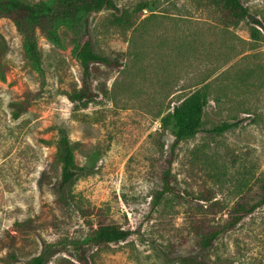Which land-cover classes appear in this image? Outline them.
<instances>
[{
  "label": "rangeland",
  "instance_id": "1",
  "mask_svg": "<svg viewBox=\"0 0 264 264\" xmlns=\"http://www.w3.org/2000/svg\"><path fill=\"white\" fill-rule=\"evenodd\" d=\"M114 1L131 14L130 26L102 9L59 22L57 43L35 28L43 83L22 33L0 16V264H26L41 253L44 264H81L75 241L88 264H177L165 253L192 247L193 220L220 221L264 175V0H241L248 14L236 26L223 25L210 0ZM86 34L94 51L117 61L92 64L86 81L94 97L82 107L68 94L82 85L74 50ZM205 82L200 129L171 159L174 192L152 207L172 138L160 117ZM26 97L14 117L13 103ZM234 120L221 133L209 131ZM58 128L79 168L62 194ZM94 219L130 233L97 248L86 242ZM206 259L264 264V205L225 229Z\"/></svg>",
  "mask_w": 264,
  "mask_h": 264
},
{
  "label": "trees",
  "instance_id": "2",
  "mask_svg": "<svg viewBox=\"0 0 264 264\" xmlns=\"http://www.w3.org/2000/svg\"><path fill=\"white\" fill-rule=\"evenodd\" d=\"M221 16V22L225 26H236L248 14L247 7L241 0H210ZM145 3L137 6L139 12ZM102 9H111L113 12L112 21L120 26H130L132 24L131 14L126 9L119 8L114 0H0V16L8 17L12 20L16 29L23 35V45L25 56L35 66L43 83V68L41 66V56L37 46L35 28L52 42L59 41L56 26L61 21L69 19L81 20L88 13ZM258 28L252 27L250 37L256 39ZM75 54L78 57L82 69V85L73 87L68 94L70 101L85 107L93 99L94 93L87 86L86 77L94 63H115L116 59L98 53L93 50L91 39L86 35L75 47ZM0 63V77L4 78V72ZM207 82L190 91L187 95L172 106V109L160 117V126L169 129L172 135L168 145L167 157L164 159L165 166L160 173V187L153 192L151 206H157L166 193L174 192L171 184L170 163L177 144L188 137L193 136L202 124L204 106L207 102ZM29 98L13 103L15 109L13 116L17 117L21 111L27 107ZM238 121H222L209 129L210 132L221 133L233 126ZM56 160L59 164L58 192L67 193L70 191L78 166L74 161L73 147L68 140L65 129L58 128L56 140ZM176 195L178 193H175ZM70 195V193L68 194ZM61 199L63 196L60 197ZM204 199V198H202ZM217 204V202H213ZM264 205V175L254 179L233 203L225 210L220 221H204L194 219L192 222L193 245L185 253H165L168 261L176 260L177 264H230L225 260L209 261L206 254L213 242L227 228L233 227L247 214L254 211L259 206ZM88 235L86 242L97 248L109 245L124 239L129 235L130 230L122 227L114 221L104 219L87 220ZM74 245L79 250L78 260L81 264H88L84 254L80 251L82 242L75 241ZM49 250V249H47ZM14 255L11 254V258ZM45 254H35L31 256L26 264H44Z\"/></svg>",
  "mask_w": 264,
  "mask_h": 264
}]
</instances>
